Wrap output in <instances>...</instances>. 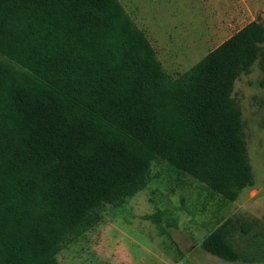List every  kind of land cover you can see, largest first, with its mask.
<instances>
[{"label":"trees","instance_id":"obj_1","mask_svg":"<svg viewBox=\"0 0 264 264\" xmlns=\"http://www.w3.org/2000/svg\"><path fill=\"white\" fill-rule=\"evenodd\" d=\"M263 42L252 20L171 78L119 0H0V264H60L157 159L234 201L254 175L232 91L254 62L264 86ZM237 227L226 219L201 247L264 261L262 243H234Z\"/></svg>","mask_w":264,"mask_h":264},{"label":"rangeland","instance_id":"obj_2","mask_svg":"<svg viewBox=\"0 0 264 264\" xmlns=\"http://www.w3.org/2000/svg\"><path fill=\"white\" fill-rule=\"evenodd\" d=\"M155 49L165 72L175 78L254 17L264 26V0L254 1L236 24L225 27V11L240 0H119ZM264 54V42L261 44ZM254 62L234 82L232 97L241 109L242 132L254 175L234 201L212 192L165 160L151 163L144 188L117 204L96 210L92 226L70 237L56 259L60 264H264L219 258L201 247L202 239L231 218L239 248H264V86ZM162 211L155 223L150 215Z\"/></svg>","mask_w":264,"mask_h":264},{"label":"crops","instance_id":"obj_3","mask_svg":"<svg viewBox=\"0 0 264 264\" xmlns=\"http://www.w3.org/2000/svg\"><path fill=\"white\" fill-rule=\"evenodd\" d=\"M240 2H241L240 6H231L230 8L226 9V11H225V22H221V24H223L225 27L228 28L230 25L236 24L241 19H243L244 15L246 14V11L248 12V11H250L253 8H257L256 7L257 5L254 6V3H255L254 1H252V2H246L245 0H240ZM252 20H256V19L254 17H252L246 23H248V22H250ZM244 25H242V26H244ZM242 26H240L239 28H237L234 32H236ZM233 33H231L229 36H231ZM229 36H227L226 38H228ZM156 56H157V53H156Z\"/></svg>","mask_w":264,"mask_h":264}]
</instances>
